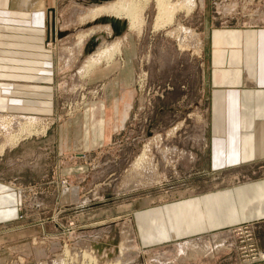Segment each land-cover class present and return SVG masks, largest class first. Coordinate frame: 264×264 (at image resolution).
Returning a JSON list of instances; mask_svg holds the SVG:
<instances>
[{
    "label": "rangeland",
    "instance_id": "1",
    "mask_svg": "<svg viewBox=\"0 0 264 264\" xmlns=\"http://www.w3.org/2000/svg\"><path fill=\"white\" fill-rule=\"evenodd\" d=\"M86 1H0V264H264V218L166 241L150 223L163 206L264 178V156L215 157L203 33L220 0L160 27L149 0L142 32L122 31V53L91 72L81 70L95 48L89 30L103 36L107 22L83 19ZM178 21L201 47L168 32ZM15 114L41 121L5 145L20 131L9 127Z\"/></svg>",
    "mask_w": 264,
    "mask_h": 264
},
{
    "label": "crops",
    "instance_id": "2",
    "mask_svg": "<svg viewBox=\"0 0 264 264\" xmlns=\"http://www.w3.org/2000/svg\"><path fill=\"white\" fill-rule=\"evenodd\" d=\"M0 1L3 6L10 2ZM257 1L220 0L219 14L209 17L204 25L203 48L208 56V86L211 87L209 116L215 135L214 151H218L215 160L219 161L222 155L225 164L264 156V0ZM11 2L15 8L30 9L20 0ZM87 3L93 4L89 0ZM33 18L36 21V17ZM42 20L44 22L45 14ZM229 21L234 23L228 24ZM41 26L32 25L30 29ZM108 73L89 78L100 79ZM117 79L120 81L121 77ZM110 88L112 95L115 85L111 84ZM105 101L108 102L107 96ZM100 118L101 123L95 121L104 128L102 115ZM97 125H94L95 130ZM113 127L115 129V125ZM94 137L98 138L95 133ZM224 150L229 152L222 154ZM178 203L161 207L159 214L163 219L150 222L156 239L172 240L264 218V178L217 195ZM160 231L165 233L161 235Z\"/></svg>",
    "mask_w": 264,
    "mask_h": 264
},
{
    "label": "bare ground",
    "instance_id": "3",
    "mask_svg": "<svg viewBox=\"0 0 264 264\" xmlns=\"http://www.w3.org/2000/svg\"><path fill=\"white\" fill-rule=\"evenodd\" d=\"M89 1L92 2L93 4H91V6L88 7V9L84 12V15H82V18L83 19L95 18V20L98 19L100 21L101 19H104L105 22H107V25L105 24L106 25L105 31L107 32L106 34L103 33V36L104 34L107 35L108 39L106 42H102L103 36H100L102 33L100 32L101 33L100 35L96 34L97 32L95 29L99 28V26H96L95 28H92L89 30L90 32L89 38H91L90 39L91 43L89 42V45L90 44L92 45V40H94L95 44L93 45H95V48L91 46V48H94V50L91 51L87 55L88 57L86 58L83 66L81 67V70H85V72H89V71L91 72V70L96 65H98L102 60H106L107 62H110L111 60H113L116 54L122 53L123 43L127 39V34L123 33L125 30L131 29V30L136 31L138 34L142 32L143 22H145L143 20L144 17H142L143 16L142 13L145 8V5L147 4L149 0H106V1L98 2V3H97V0H89ZM199 3L201 4V6H203L204 0H200ZM197 4H198V0H155L156 14H155V18H153L154 27H160L166 23L173 22L176 17V13L178 11H183L185 14L190 13ZM112 18L118 20L119 22L118 26L120 28V29L118 28L119 31L113 28V25L111 24ZM113 30L116 31L117 34H120L123 31L122 32L123 34L122 35L120 34L119 36L117 35V38H115L116 33L113 32ZM168 32L172 35L177 34L178 40L181 44L185 43L186 45H188L187 43L190 42V44L193 45L194 47L196 46L201 47V44L203 43V39L200 38L199 33H197L191 27L182 24L180 21H178L177 27L170 29ZM85 36H86V32L79 34L78 42L76 43L77 46H82L84 44ZM10 117H11L10 119L8 118L9 119L8 122H11L9 124V127H12V126L17 127L18 128L17 131H19V129L20 131L10 134L5 141L6 143L4 142L5 145L9 143L10 144L16 143L22 136L21 134L22 132H24V130H26L27 132L29 131L31 132V128L33 124H35L34 122H38L39 120L41 121V119L39 117H36L35 115L15 114L13 117L12 116ZM0 118H1L0 122H3L5 116L0 115ZM3 147L4 145L2 146V149ZM143 155L145 154L142 153V156ZM145 156L142 157V159L145 158ZM140 159L136 160L137 164L139 163ZM144 164L145 162L142 165ZM142 165L141 167L140 166L139 167L142 168ZM143 167L145 168V166ZM136 169L138 170V167ZM148 170L146 169L145 172ZM153 175H156V173L154 172ZM143 179H144V176H143ZM145 180H148V179H145Z\"/></svg>",
    "mask_w": 264,
    "mask_h": 264
},
{
    "label": "water",
    "instance_id": "4",
    "mask_svg": "<svg viewBox=\"0 0 264 264\" xmlns=\"http://www.w3.org/2000/svg\"><path fill=\"white\" fill-rule=\"evenodd\" d=\"M103 1H106V0H97V3L98 2H103ZM52 11H55L54 9H52ZM101 20H103V21H105L104 19H101ZM111 24L113 25V28H115V29H117L118 31H119V26H118V24H119V22H118V20H116V19H114V18H112L111 19ZM54 24H53V30H54ZM119 28V29H118ZM93 44H95V41L94 40H92V46H95V45H93Z\"/></svg>",
    "mask_w": 264,
    "mask_h": 264
}]
</instances>
